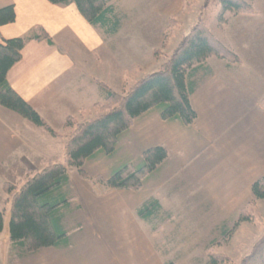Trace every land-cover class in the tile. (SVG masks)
I'll use <instances>...</instances> for the list:
<instances>
[{"label":"crops","instance_id":"crops-1","mask_svg":"<svg viewBox=\"0 0 264 264\" xmlns=\"http://www.w3.org/2000/svg\"><path fill=\"white\" fill-rule=\"evenodd\" d=\"M119 1L108 0V4L120 17L117 30L109 33L103 27L92 25L81 14L75 3L57 5L49 0H0V9L13 6L16 15L14 22L0 26V42L4 39L31 37L39 26L54 40V45L46 40H28L20 61L7 74L9 84L24 100L39 113L44 110L45 118L49 123L46 122L52 128L54 122L60 123L68 117L79 115L77 113L86 106L84 100L88 94L87 88L93 83L96 75L94 70L98 62L104 59L107 41H111L115 48L110 53L113 58L120 59L121 54L125 55L126 53L121 51L124 49L142 64L144 62L148 68L155 66L154 70L151 68L147 71L152 73L159 69L181 38L191 29L190 25L193 26L199 17V12L188 17V26L184 31L175 33L176 38L173 42H176V45L171 51H165L164 44L172 34L169 28L173 25L184 26L186 7L184 0H161V5L152 8L157 19L140 24L136 30L137 35L147 40L139 42L150 44V49L157 52L158 48L154 46L160 45L157 59H146L142 52L131 53L125 49V46L118 45L121 43L120 33L123 28L122 18L118 13ZM245 1L255 8V13L231 14L228 11L224 13L222 6H216L214 8L218 13L215 20L212 23L205 21L215 37L239 56L240 62L230 63L212 56L207 59L204 66L189 71L190 100L198 114L195 123L185 125L179 120L165 121L161 118L160 110L154 108L134 120L133 125L120 136L112 154L99 152L87 159L85 170L90 171L89 166H92L90 163L93 162L95 166H92L91 174L109 178L116 170L128 163L140 165L145 150L159 145L166 147L168 158L147 176L143 187L138 191L106 188L91 180L85 181L71 177L69 174V187L72 189L71 196L74 197L73 202L70 201L71 203L77 201L79 208H71V213L65 212L63 224L67 232V220H71L77 213L81 215V220L76 230L79 233H93L104 229V226H109L108 220H122V223L126 219L135 221L136 215L139 216L138 210L152 198L157 199L161 210H164L160 199L156 197L157 194H163L168 187V181L184 173V169L194 157L210 143L208 140L212 138L211 132L214 130L219 108H223L224 116L228 115V111L231 112L229 116H239L245 123L246 131H255L261 136V139L255 140L251 134V141L246 144L248 149L244 154L250 156L253 150L262 152L264 148V0ZM223 13L226 21L221 23L219 18ZM162 54H166V57H159ZM143 67L141 70H144ZM114 90L118 92L117 89ZM104 97L103 90L99 88V97H93L91 105L95 106ZM0 114L6 113L0 108ZM10 115L15 121H24L19 118L20 114ZM0 118L4 121L1 116ZM37 149L33 147L31 154L34 151L39 154ZM32 156H24L22 160V165L28 167L27 171L39 172L49 161L58 163L48 156L36 162ZM35 163L41 166L36 167ZM198 172L197 167V177ZM187 178L190 176L188 175ZM215 181L208 182L207 186L214 187ZM252 185L250 191L253 198ZM229 186L232 185L226 182L222 190L216 192L211 189L210 196H214L217 202L229 201L227 198ZM157 215L146 222H153ZM162 221L160 225L154 226V232H159L164 227L166 223L163 218ZM117 226L122 231L125 223ZM114 228L116 229V226ZM68 239V245L55 248L70 245L69 232ZM162 243H167L166 239L162 240Z\"/></svg>","mask_w":264,"mask_h":264},{"label":"rangeland","instance_id":"rangeland-1","mask_svg":"<svg viewBox=\"0 0 264 264\" xmlns=\"http://www.w3.org/2000/svg\"><path fill=\"white\" fill-rule=\"evenodd\" d=\"M203 2L204 0L183 1L186 7V21L184 26L173 25L169 28L172 34L164 44L165 51H171L176 45V42H173L175 33L184 31L188 26V17L197 12L201 14L200 7ZM161 3V0L119 1L118 13L123 23L119 47L125 46L131 53L142 52L146 59H157L160 45L154 46L158 48L157 52L150 49V44L139 42L147 40L137 35L136 30L140 24L157 19L152 8ZM217 13L216 8H209L202 12V18L212 23ZM106 45L104 59L98 62L93 83L87 88L88 94L84 100L86 106L83 108L87 111H79V115L73 117L77 121L89 120L106 111L97 106L106 101L104 84L113 90L117 89L119 94H125L133 83L147 74V71L155 69V66L148 68L144 62L142 64L124 49L121 51H124L125 55L121 54L120 59L113 58L110 53L112 49L115 50L114 46L111 41H107ZM159 57L164 58L166 54ZM141 67L144 70H141ZM99 88L103 90L105 97L93 106L91 99L99 97ZM91 106L94 108H90ZM0 108L6 113L0 114L4 119L2 121L0 118V210L4 211L3 229L0 231V264H207L210 253L220 255L223 258L222 264H240L264 236V200H255L250 191L252 183L264 176V148L262 152L253 150L250 156L244 154L248 149L246 144L251 141V134L255 140L261 139V136L255 131H246L245 123L239 116H229L230 111L224 116L223 108H219L214 130L211 132L212 138L208 140L210 143L194 157L183 174L180 173L177 178L168 181V187L163 194H157L156 197L160 199L164 210L159 212L153 222H146L136 215L135 221L124 220L125 228L122 231L117 226L124 225L122 220L112 219L108 220L109 226H104V229L98 232L79 233L76 228L81 215L77 213L73 216L75 219L72 217L67 220L70 236L68 247H50L32 254L13 246L9 231V202L14 192L7 194L4 184L10 182L20 187L30 174L38 171H27L28 167L22 165L24 156L33 155L36 162L48 156L63 164L65 140L71 128L66 125L68 118L60 123L54 122L51 124L54 130L61 133L60 135L56 131L58 137H54L44 127L33 124L10 109L3 106ZM40 113L47 121L44 110ZM10 114H15L24 121H15ZM33 147L38 148L39 154L35 151L31 154ZM90 164L95 166L93 162ZM34 166L41 165L35 163ZM92 166H89L90 171ZM90 171L86 170L90 180L102 185L98 181V177L102 176H95ZM69 174L71 177L89 180L74 168L69 170ZM188 175L190 178H187ZM213 180H216V185L208 187V182ZM226 182L232 185L228 188L229 201L217 202L214 196H210L211 189L216 192L222 190ZM71 191L69 187L67 195L74 198ZM71 208H79L77 201L71 203L66 212L71 213ZM244 208L247 219L235 227L240 211ZM162 218L166 224L159 232H154L155 227L163 222ZM165 239L167 243L163 244L162 240Z\"/></svg>","mask_w":264,"mask_h":264},{"label":"trees","instance_id":"trees-1","mask_svg":"<svg viewBox=\"0 0 264 264\" xmlns=\"http://www.w3.org/2000/svg\"><path fill=\"white\" fill-rule=\"evenodd\" d=\"M53 4L75 3L81 14L95 26L114 33L120 22L115 9L108 0H49ZM222 6L223 12L255 13V8L245 0H204L198 20L166 57L158 70L147 73L133 83L125 94H119L103 85L106 101L97 106L106 110L89 120L77 121L68 117L67 127L71 128L65 143L64 163L49 161L41 171L30 174L27 180L17 186L6 182L7 194L13 193L10 207V241L28 253H36L50 247H63L69 244L68 232L63 224L66 210L72 198L67 195L69 170L77 169L79 174L90 180L84 169L87 159L99 152L112 154L120 136L126 132L134 120L151 109L160 110L165 121L179 120L192 125L198 114L191 104L189 71L205 65L208 58L217 56L230 63L240 62L237 54L222 44L202 18V12ZM224 13L220 22L224 23ZM15 9L7 6L0 9V26L15 21ZM46 40L54 45L53 38L42 28L37 27L31 37H19L0 42V105L8 108L33 124L44 127L51 135L58 133L42 118L40 113L24 100L9 84L7 74L20 61L28 40ZM169 156L164 146H155L142 153L140 165L126 164L109 178L98 177L106 188L138 191L143 187L148 175L153 173ZM255 200H264V176L252 185ZM157 199H150L138 210L139 216L151 220L160 212ZM244 208L235 227L245 221ZM4 211L0 210V231L3 229ZM220 255L210 253L207 264H222ZM240 264H264V236L253 251Z\"/></svg>","mask_w":264,"mask_h":264}]
</instances>
